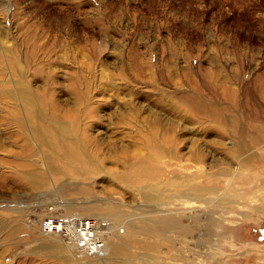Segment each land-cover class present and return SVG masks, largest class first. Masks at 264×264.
Returning <instances> with one entry per match:
<instances>
[{
	"label": "rangeland",
	"instance_id": "rangeland-1",
	"mask_svg": "<svg viewBox=\"0 0 264 264\" xmlns=\"http://www.w3.org/2000/svg\"><path fill=\"white\" fill-rule=\"evenodd\" d=\"M0 264H264V0H0Z\"/></svg>",
	"mask_w": 264,
	"mask_h": 264
},
{
	"label": "built area",
	"instance_id": "built-area-1",
	"mask_svg": "<svg viewBox=\"0 0 264 264\" xmlns=\"http://www.w3.org/2000/svg\"><path fill=\"white\" fill-rule=\"evenodd\" d=\"M39 228L43 234L62 238L79 258H103L106 242L112 236L107 223L69 214L54 204L46 206Z\"/></svg>",
	"mask_w": 264,
	"mask_h": 264
},
{
	"label": "bare ground",
	"instance_id": "bare-ground-1",
	"mask_svg": "<svg viewBox=\"0 0 264 264\" xmlns=\"http://www.w3.org/2000/svg\"><path fill=\"white\" fill-rule=\"evenodd\" d=\"M189 99V98H188ZM189 100H191V99H189ZM194 100V99H193ZM191 102V101H190ZM193 103L195 102V100L194 101H192ZM193 103H192V105H193ZM194 109V108H193ZM209 114H210V116L212 115V117H213V115H214V113H213V111H210L209 110ZM217 117H219L220 118V116L219 115H217ZM260 128H256L255 127V130H259ZM253 140H255V139H253ZM92 220H94V219H92ZM44 235H46V236H49V237H56V236H54V235H47V234H44ZM57 237H59V236H57ZM68 245V244H67ZM107 255H108V246H107V242H106V254L104 255V257L103 258H96V259H104V258H106L107 257Z\"/></svg>",
	"mask_w": 264,
	"mask_h": 264
}]
</instances>
